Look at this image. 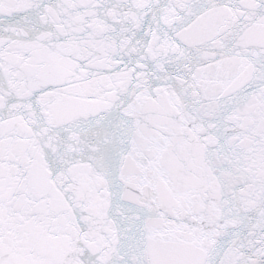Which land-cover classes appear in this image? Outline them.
<instances>
[{
    "label": "snow or ice",
    "instance_id": "snow-or-ice-1",
    "mask_svg": "<svg viewBox=\"0 0 264 264\" xmlns=\"http://www.w3.org/2000/svg\"><path fill=\"white\" fill-rule=\"evenodd\" d=\"M0 264H264V0H0Z\"/></svg>",
    "mask_w": 264,
    "mask_h": 264
}]
</instances>
